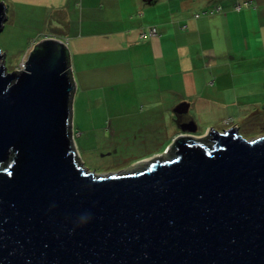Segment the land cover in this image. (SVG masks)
I'll use <instances>...</instances> for the list:
<instances>
[{
	"label": "water",
	"instance_id": "1",
	"mask_svg": "<svg viewBox=\"0 0 264 264\" xmlns=\"http://www.w3.org/2000/svg\"><path fill=\"white\" fill-rule=\"evenodd\" d=\"M7 20L0 0V32ZM75 90L64 40L13 71L0 46V264H264V136H200L192 119L170 158L98 175L74 139Z\"/></svg>",
	"mask_w": 264,
	"mask_h": 264
},
{
	"label": "rangeland",
	"instance_id": "2",
	"mask_svg": "<svg viewBox=\"0 0 264 264\" xmlns=\"http://www.w3.org/2000/svg\"><path fill=\"white\" fill-rule=\"evenodd\" d=\"M159 1L161 3L148 7L144 23L149 28L161 25L166 17V10L160 7L163 0ZM209 2L211 0H199V8L194 14L197 19L202 17L210 21L213 28L220 26L222 29L209 32L206 40H212V48L218 56L225 53L224 60L228 56L227 63H230L226 67V79L235 90L229 96V101L233 102L230 106L238 105V119H231L234 124L226 126V120L230 119L228 117L224 124L223 121L221 124L216 120L210 128L221 131L225 127L238 124L239 132L247 139L264 136V0H213L216 8L223 9L217 13H210L213 8L205 7ZM240 4L242 8L239 10L237 6ZM7 7L8 20L0 32V46L7 52L8 70L13 71L25 67L29 48L39 43L44 33L48 32H45L46 22L43 21L40 11H33L29 6H18L12 2H8ZM198 14L200 17H197ZM220 14L225 15L218 17ZM188 18L190 17L183 19L184 23ZM178 39L185 41L184 37ZM207 45L206 43L205 46ZM197 48L205 50L201 45ZM234 56L237 58L232 60ZM202 61L198 62L199 80L204 75L212 74V69ZM74 62H77V58ZM150 63V68L143 69L144 78L135 82L129 66L112 68L106 62L93 63L86 73L81 74L80 68L77 66L75 69L74 65V139L81 161L88 170L95 171L98 175L131 173L140 170L154 158L166 159L172 156L168 151L169 147L183 134L177 132L181 127L179 116L175 112L178 105L175 106L174 102L151 104L145 89L154 86V81H143L151 79L159 71L173 73L169 68L171 62L166 58L159 63L160 66L153 59ZM175 65L177 70L180 65ZM172 78L179 83V71ZM164 86L170 87L168 82ZM209 94L217 99L215 92L210 91ZM191 114L196 115L194 112ZM197 119L198 132L203 133L207 126L204 124L203 115L198 114Z\"/></svg>",
	"mask_w": 264,
	"mask_h": 264
},
{
	"label": "crops",
	"instance_id": "3",
	"mask_svg": "<svg viewBox=\"0 0 264 264\" xmlns=\"http://www.w3.org/2000/svg\"><path fill=\"white\" fill-rule=\"evenodd\" d=\"M4 1L40 11L43 21L46 22L45 32H48L44 33L40 41L54 37L67 42L71 61L73 60L72 67L75 65L77 69L78 66L81 74L86 73L93 63L106 62L112 68L129 66L135 82L144 78L143 69L150 68L152 59L159 64L167 58L171 62L169 68L173 73L159 71L151 79L143 80L149 83L150 80L154 81V86L145 89L150 96V103L163 105L174 102L176 106L187 102L188 114H182L180 118L183 117L186 123L194 119L199 131L197 115L202 114L204 124L208 126L203 133L197 132V135L206 134L216 120L221 124L223 121L224 124L228 117L238 119V105L230 106L233 102L229 101V96L235 90L226 79L228 74L226 67L230 63H227L228 56L226 60H224L225 53L218 56L212 48L214 47L211 44L212 40L210 38L206 40L209 32L214 33L215 29L219 31L222 29L220 26L213 28L210 21L200 17L199 14L197 17L200 18H196L194 12L199 8V0H163L160 7L166 10V17L164 20L161 19V25L151 27L157 29L156 35H151V28L144 22L148 7L161 3L159 0L152 4L144 0ZM215 6L213 0L205 4L206 8H213L210 13L218 12V7ZM223 15L225 14H220L218 17ZM186 17L190 18L184 23L183 19ZM220 23L223 25L221 21ZM178 37L181 39L184 37L185 41ZM198 45L205 50H199ZM32 47L29 48V52ZM5 53L7 55V52ZM76 58L77 62H74ZM236 58L234 56L232 60ZM199 60H203V64L212 69V74L204 75L202 80H199ZM176 63L180 65L177 70H175ZM177 71L180 73L179 83L174 79L175 76L172 78ZM82 81L83 77H81ZM166 82L170 87L165 88ZM210 91L215 92L217 99L209 94ZM191 112L196 113V117ZM177 132L182 133L181 127Z\"/></svg>",
	"mask_w": 264,
	"mask_h": 264
},
{
	"label": "built area",
	"instance_id": "4",
	"mask_svg": "<svg viewBox=\"0 0 264 264\" xmlns=\"http://www.w3.org/2000/svg\"><path fill=\"white\" fill-rule=\"evenodd\" d=\"M237 8L240 10V9L242 8V5L240 4L239 6H237ZM220 10H221V7L217 9V11H220ZM214 12H215V11H213V12H211V13H214ZM198 16H199V15H198ZM156 34H157V29H156V28H153V29L151 30V35H156ZM231 119H232V118L226 120V121H227V122L225 123L226 126H228V125H230V124L233 123V121H232ZM230 121H232V122H230Z\"/></svg>",
	"mask_w": 264,
	"mask_h": 264
},
{
	"label": "flooded vegetation",
	"instance_id": "5",
	"mask_svg": "<svg viewBox=\"0 0 264 264\" xmlns=\"http://www.w3.org/2000/svg\"><path fill=\"white\" fill-rule=\"evenodd\" d=\"M182 118H183V117H182ZM184 123H186V122H185V120H184V119H182V121H181V125H183ZM232 124H234V122H233ZM232 126H233V127H237V128L239 127V126H238V124L231 125L230 127H232ZM230 127H228V128H230ZM228 128H227V127H225V129H222L221 131H224V130H226V129H228ZM238 129H239V128H238Z\"/></svg>",
	"mask_w": 264,
	"mask_h": 264
},
{
	"label": "trees",
	"instance_id": "6",
	"mask_svg": "<svg viewBox=\"0 0 264 264\" xmlns=\"http://www.w3.org/2000/svg\"><path fill=\"white\" fill-rule=\"evenodd\" d=\"M156 1V0H155ZM182 121V118H180V116H179V122H181ZM169 146V145H168Z\"/></svg>",
	"mask_w": 264,
	"mask_h": 264
},
{
	"label": "bare ground",
	"instance_id": "7",
	"mask_svg": "<svg viewBox=\"0 0 264 264\" xmlns=\"http://www.w3.org/2000/svg\"><path fill=\"white\" fill-rule=\"evenodd\" d=\"M25 66V65H24ZM152 160H154V159H152Z\"/></svg>",
	"mask_w": 264,
	"mask_h": 264
}]
</instances>
